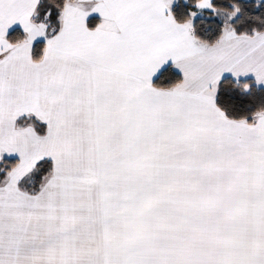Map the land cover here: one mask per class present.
I'll return each mask as SVG.
<instances>
[{
    "label": "snow or ice",
    "instance_id": "1",
    "mask_svg": "<svg viewBox=\"0 0 264 264\" xmlns=\"http://www.w3.org/2000/svg\"><path fill=\"white\" fill-rule=\"evenodd\" d=\"M0 264H264V0H0Z\"/></svg>",
    "mask_w": 264,
    "mask_h": 264
}]
</instances>
